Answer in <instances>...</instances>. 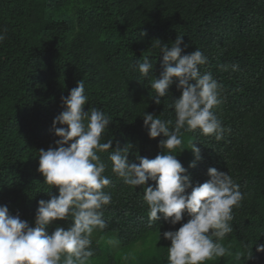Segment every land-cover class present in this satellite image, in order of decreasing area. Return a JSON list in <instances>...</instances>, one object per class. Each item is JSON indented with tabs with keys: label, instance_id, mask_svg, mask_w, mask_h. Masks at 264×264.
<instances>
[{
	"label": "trees",
	"instance_id": "trees-1",
	"mask_svg": "<svg viewBox=\"0 0 264 264\" xmlns=\"http://www.w3.org/2000/svg\"><path fill=\"white\" fill-rule=\"evenodd\" d=\"M5 29L0 42V206L34 226L38 201L59 195L37 171L39 150L56 147L60 138L52 122L64 110L61 98L81 79L88 97L84 110L95 107L111 117L102 143L111 139L113 149L130 145V162L160 154L163 137L150 138L142 116L147 112L172 120V128L175 113L169 105L181 91L174 78L160 105L149 98L155 95L150 82L162 71V57L153 45L159 39L171 46L182 36L188 45L182 54L200 49L208 57L200 72H210L220 85L221 103L213 111L230 131L217 141L199 129H182V144L173 154L193 185L207 181L208 169L216 168L244 194L240 207L233 208V231L221 241L230 254L203 264H264V252L256 250L264 244V0H0V33ZM143 57L154 64L148 77L135 66ZM232 65L238 70L232 71ZM192 141L202 157L195 167H189L195 160ZM111 151L98 153L108 165L104 175L111 184L103 191L112 202L103 209L106 227L93 231L94 255L88 264H168L171 242L162 234L178 230L188 217L175 226L163 218L150 225L143 187L155 182L135 190L125 185L111 171ZM71 223L69 216L46 231Z\"/></svg>",
	"mask_w": 264,
	"mask_h": 264
},
{
	"label": "clouds",
	"instance_id": "clouds-1",
	"mask_svg": "<svg viewBox=\"0 0 264 264\" xmlns=\"http://www.w3.org/2000/svg\"><path fill=\"white\" fill-rule=\"evenodd\" d=\"M5 38L6 29L0 33V42ZM155 41L153 47L159 49L162 71L159 78L150 82L155 95L149 98L160 105L174 78L178 81L177 90L181 91L180 97L169 105L175 113L172 128L169 127L172 120H162L147 112L142 116L148 136L163 137L158 145L161 153L154 159L138 156V163L130 162V145L113 149L111 139L102 143V133L108 129L111 117L95 107L84 110L88 97L84 81H78L69 95L61 98L64 110L52 122L54 133L60 138L55 141L56 147L39 150L37 171L45 178V184L58 188L59 195L38 201L34 226L19 214L11 215L7 206H0V264H60L62 257L63 264H88L94 255L93 231L106 227L103 209L112 202L111 194L103 191L111 184L104 175L108 165L98 154L109 149H112L108 156L111 171L125 185L135 190L149 180L155 182L154 186L143 187L150 225L163 218L175 226L185 215L188 217L178 230L162 234L171 242L168 264H203L230 254L221 241L233 231V208L240 207L244 194L228 173L216 168L208 169L207 181L193 185L187 169L173 154L182 144V129L188 132L199 129L202 135L214 136L217 141L230 131L213 111L221 103L220 85L210 72L201 74L199 66L206 64L208 57L200 49L182 54L188 47L182 36L171 46L162 45L159 39ZM135 66L143 77L154 69L148 57H143L142 62L137 60ZM231 67L232 71L238 70V65ZM190 150L195 160L189 167H195V161L202 159L200 148L192 141ZM69 216L72 223L67 229L57 226L51 234L46 231L54 221ZM256 250L264 252V244L256 245ZM251 258L252 252L248 256Z\"/></svg>",
	"mask_w": 264,
	"mask_h": 264
},
{
	"label": "rangeland",
	"instance_id": "rangeland-1",
	"mask_svg": "<svg viewBox=\"0 0 264 264\" xmlns=\"http://www.w3.org/2000/svg\"><path fill=\"white\" fill-rule=\"evenodd\" d=\"M143 246L142 245H140V248H142Z\"/></svg>",
	"mask_w": 264,
	"mask_h": 264
}]
</instances>
